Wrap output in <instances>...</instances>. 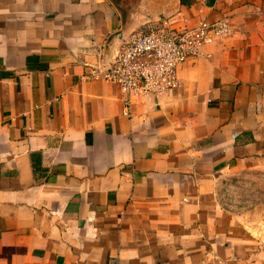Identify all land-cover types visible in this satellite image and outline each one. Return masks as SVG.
<instances>
[{
  "label": "crops",
  "instance_id": "1",
  "mask_svg": "<svg viewBox=\"0 0 264 264\" xmlns=\"http://www.w3.org/2000/svg\"><path fill=\"white\" fill-rule=\"evenodd\" d=\"M0 0V264H221L217 193L264 168V0ZM228 16L122 115L88 74L148 21ZM107 45V48H106ZM228 225V224H227Z\"/></svg>",
  "mask_w": 264,
  "mask_h": 264
},
{
  "label": "built area",
  "instance_id": "2",
  "mask_svg": "<svg viewBox=\"0 0 264 264\" xmlns=\"http://www.w3.org/2000/svg\"><path fill=\"white\" fill-rule=\"evenodd\" d=\"M228 16L189 23L180 12L148 21L124 40L111 60L93 69L88 78L115 84L122 115L135 101H157L178 87L177 69L206 52L214 40L230 33Z\"/></svg>",
  "mask_w": 264,
  "mask_h": 264
},
{
  "label": "rangeland",
  "instance_id": "3",
  "mask_svg": "<svg viewBox=\"0 0 264 264\" xmlns=\"http://www.w3.org/2000/svg\"><path fill=\"white\" fill-rule=\"evenodd\" d=\"M216 198L224 215L222 226H228L230 232L217 236L230 245L220 263L264 264V168L228 182Z\"/></svg>",
  "mask_w": 264,
  "mask_h": 264
},
{
  "label": "water",
  "instance_id": "4",
  "mask_svg": "<svg viewBox=\"0 0 264 264\" xmlns=\"http://www.w3.org/2000/svg\"><path fill=\"white\" fill-rule=\"evenodd\" d=\"M112 1L114 2V6L116 7V9L118 10V12L120 14L122 21H125L126 20V11L120 7V0H112ZM106 48H107V45H106Z\"/></svg>",
  "mask_w": 264,
  "mask_h": 264
},
{
  "label": "trees",
  "instance_id": "5",
  "mask_svg": "<svg viewBox=\"0 0 264 264\" xmlns=\"http://www.w3.org/2000/svg\"><path fill=\"white\" fill-rule=\"evenodd\" d=\"M59 262H60V261H58V264H60Z\"/></svg>",
  "mask_w": 264,
  "mask_h": 264
}]
</instances>
